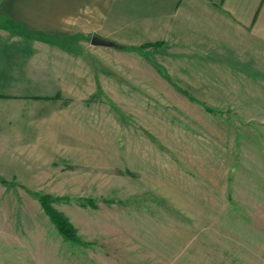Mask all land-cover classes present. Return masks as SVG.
Masks as SVG:
<instances>
[{
	"label": "rangeland",
	"instance_id": "rangeland-1",
	"mask_svg": "<svg viewBox=\"0 0 264 264\" xmlns=\"http://www.w3.org/2000/svg\"><path fill=\"white\" fill-rule=\"evenodd\" d=\"M98 29L54 43L52 96L6 97L0 264H264V72Z\"/></svg>",
	"mask_w": 264,
	"mask_h": 264
},
{
	"label": "crops",
	"instance_id": "crops-1",
	"mask_svg": "<svg viewBox=\"0 0 264 264\" xmlns=\"http://www.w3.org/2000/svg\"><path fill=\"white\" fill-rule=\"evenodd\" d=\"M102 25L108 38L133 47L148 45L165 55L181 50L180 57L186 48L199 49L200 55L231 57L241 76L256 65L264 72V0H0V127L21 104L7 96L54 94V43L64 46L72 35ZM7 161L16 157L4 138L1 170Z\"/></svg>",
	"mask_w": 264,
	"mask_h": 264
},
{
	"label": "trees",
	"instance_id": "trees-1",
	"mask_svg": "<svg viewBox=\"0 0 264 264\" xmlns=\"http://www.w3.org/2000/svg\"><path fill=\"white\" fill-rule=\"evenodd\" d=\"M114 46L119 48L115 44H114ZM120 49L130 50L131 48L130 47H120ZM46 203L47 202L44 201V204H46ZM47 210L50 211L52 219L54 220V222H56V224L59 228V231L63 235V237L66 238L67 240L75 241L76 240V234L74 232V229L68 224V222L61 215H58L52 208L47 207Z\"/></svg>",
	"mask_w": 264,
	"mask_h": 264
},
{
	"label": "water",
	"instance_id": "water-1",
	"mask_svg": "<svg viewBox=\"0 0 264 264\" xmlns=\"http://www.w3.org/2000/svg\"><path fill=\"white\" fill-rule=\"evenodd\" d=\"M92 44L95 45V46H103V47L112 46L111 42H108L106 40H103V39H100V38H97V37L92 39Z\"/></svg>",
	"mask_w": 264,
	"mask_h": 264
}]
</instances>
